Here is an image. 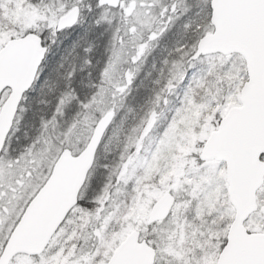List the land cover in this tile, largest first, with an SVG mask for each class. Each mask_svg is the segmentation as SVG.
<instances>
[{"label": "snow or ice", "instance_id": "6c2138e0", "mask_svg": "<svg viewBox=\"0 0 264 264\" xmlns=\"http://www.w3.org/2000/svg\"><path fill=\"white\" fill-rule=\"evenodd\" d=\"M0 264H264V0H0Z\"/></svg>", "mask_w": 264, "mask_h": 264}]
</instances>
